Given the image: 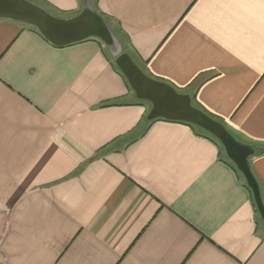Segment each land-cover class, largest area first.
Returning a JSON list of instances; mask_svg holds the SVG:
<instances>
[{
    "label": "crops",
    "instance_id": "1",
    "mask_svg": "<svg viewBox=\"0 0 264 264\" xmlns=\"http://www.w3.org/2000/svg\"><path fill=\"white\" fill-rule=\"evenodd\" d=\"M89 2L146 74L256 149L258 196L204 129L150 119L106 44L0 18V264H264V0Z\"/></svg>",
    "mask_w": 264,
    "mask_h": 264
},
{
    "label": "water",
    "instance_id": "2",
    "mask_svg": "<svg viewBox=\"0 0 264 264\" xmlns=\"http://www.w3.org/2000/svg\"><path fill=\"white\" fill-rule=\"evenodd\" d=\"M0 18H7L33 26L52 44L66 46L96 38L107 45L116 62L140 100L151 102L149 117L199 126L212 134L223 145L227 157L245 175L258 196V186L250 170L251 156L256 149L239 142L220 121L192 104L188 94L180 93L171 84L148 74L127 53L106 18L97 12L89 0H84L83 11L72 17L58 18L31 0H0Z\"/></svg>",
    "mask_w": 264,
    "mask_h": 264
},
{
    "label": "trees",
    "instance_id": "3",
    "mask_svg": "<svg viewBox=\"0 0 264 264\" xmlns=\"http://www.w3.org/2000/svg\"><path fill=\"white\" fill-rule=\"evenodd\" d=\"M33 2V1H32ZM34 3H36V4H38L37 2H34ZM39 5V4H38ZM35 28V27H34ZM36 30H37V32L40 34V35H42L40 32H39V30L36 28ZM43 36V35H42ZM44 37V36H43ZM45 38V37H44ZM46 39V38H45ZM90 39H96V38H90ZM47 40V39H46ZM89 40V39H88ZM98 40V39H97ZM206 133L211 137V138H213V139H215V140H217L220 144H221V142L217 139V138H215L212 134H210L209 132H207L206 131ZM221 146H222V148L224 149V147H223V145L221 144ZM224 151H225V149H224ZM227 157V156H226ZM228 158V157H227ZM228 160L229 161H231L229 158H228ZM232 162V161H231Z\"/></svg>",
    "mask_w": 264,
    "mask_h": 264
},
{
    "label": "rangeland",
    "instance_id": "4",
    "mask_svg": "<svg viewBox=\"0 0 264 264\" xmlns=\"http://www.w3.org/2000/svg\"><path fill=\"white\" fill-rule=\"evenodd\" d=\"M47 11H49L52 15H54L55 17H58V18H64L63 16H61L60 14H57V13H55V12H52V11H50V10H47ZM225 154V153H224Z\"/></svg>",
    "mask_w": 264,
    "mask_h": 264
}]
</instances>
